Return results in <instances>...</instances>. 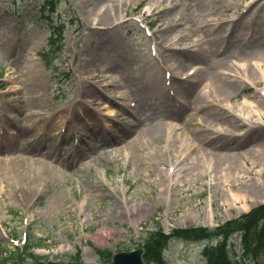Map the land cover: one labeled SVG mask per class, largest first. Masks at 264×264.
<instances>
[{"label":"rangeland","instance_id":"1","mask_svg":"<svg viewBox=\"0 0 264 264\" xmlns=\"http://www.w3.org/2000/svg\"><path fill=\"white\" fill-rule=\"evenodd\" d=\"M249 1L68 0L62 1L57 15L49 19V13L41 10L45 0H0V145L10 148H2L0 157L6 160L9 152V158L28 156L24 166L32 160L50 165L39 180L38 191L25 193L0 163V245L9 250L22 243L14 237L23 239L26 235L34 242L35 253L48 260L67 261L80 248L83 260L96 263V249L134 250L143 242L145 229L153 228L156 222L167 232L189 225L214 228L264 202V46L218 56L238 72L250 65L258 68L254 72L262 76L259 84L246 82L230 100L206 98L211 109L225 111L229 107L237 114L245 100L253 103L260 113L249 117L255 124H244L236 115L234 121L244 124L235 131L242 137L239 149L242 153L257 150L255 153L242 160H226L218 170L215 160L204 156L206 145L196 137L212 131L209 127H217L205 120L200 107L205 103L197 109L189 107L192 92L188 96L184 90L198 81L196 75L189 74L191 69L206 66L190 58L187 48H198L191 46L197 38H210L209 29L216 27L226 36V28L237 23L247 26L246 39L264 40V5L255 15L253 8L248 10ZM104 11L116 20L98 23ZM61 18L68 22L64 50L47 64L41 53L49 49L50 23ZM162 28L171 40L159 45L165 33ZM179 38L181 41L175 43ZM225 48L226 43L219 42L213 51ZM169 57L172 64L166 63ZM218 58L214 59L219 62ZM166 69L171 76L182 77L186 72L189 82L182 78L174 82L167 78ZM111 73L120 85L106 88L102 77ZM207 85L196 83L192 91ZM96 87L115 103L103 99L94 104L88 96ZM16 88L29 95L16 100ZM79 99L84 104L75 103ZM72 105V110L68 109ZM182 105H187L189 112L184 119L174 121L171 116ZM34 111L39 117H33ZM52 116L56 117L53 124L60 125L54 130L58 133L55 137L46 128L42 130ZM170 118L178 128L171 136L188 132L195 144L172 192L165 190L166 181H159L170 168L160 151L164 139L158 146L144 147L146 139L138 135L140 129L163 126ZM67 123L72 125L70 129H66ZM128 131L131 133L123 141L112 142ZM32 140L37 145L28 144ZM38 143L45 144L42 151L34 150ZM50 150L57 153L48 156ZM122 201L129 203L130 211H125ZM233 245L236 259L238 236ZM202 249L199 242L174 240L165 251L166 261L205 264Z\"/></svg>","mask_w":264,"mask_h":264},{"label":"bare ground","instance_id":"2","mask_svg":"<svg viewBox=\"0 0 264 264\" xmlns=\"http://www.w3.org/2000/svg\"><path fill=\"white\" fill-rule=\"evenodd\" d=\"M248 4H249L248 10L251 11L253 8V10L257 11L255 12V15H256L259 12L260 7H263L264 0L262 1L261 0H250ZM156 8L158 10L161 9V7H156ZM161 11H164V9H161ZM108 13H109L108 11H104L102 15H99L97 19L98 23L109 24V23H113L116 20L115 17L110 18ZM168 14H169L168 17L172 21L173 15L170 14L169 11H168ZM214 25L216 26V23H214ZM246 27L247 26H244V25L240 26L239 24L235 23L232 27L226 28V30L228 29L226 36H223L219 30L217 31L218 28L216 27L211 28L208 30V33H210V38L206 39V37L203 36L200 39L199 38L196 39L194 43H192L191 46H198V48H196L195 50H192L193 51L192 52L191 50L189 51V47H188V51H189L188 56L194 59L195 62L200 61L198 63L202 62L206 65L205 67L197 68L196 71L194 72L192 77L194 78V75H196L195 77L197 78L198 81L194 83H189L186 87H184V90L188 93V96H189V92H192V97H191L192 101H191L190 107L195 108V107L200 106V104L205 103L203 106L202 105L200 106L205 111V116H206L205 120L209 122L210 125L212 124L215 126L216 125L218 126L227 125V128H228V129H223V130L219 128L218 129L210 128L212 129V133L210 134L203 133V134L196 135V137H200L201 141L206 145V147L203 149L204 156L207 157L206 154H208L210 158H213L215 160V166L217 167L218 170L222 168V165H224L226 160L227 161L242 160L246 155L255 153L257 151V150L254 151L250 149L249 151L245 153L239 152L238 150H240L239 148L241 147V139L237 138V136H235L234 134H228L230 133L228 132V130H230L229 128L232 127V129H234V127H236V124H235L236 122L234 121L235 115H238V117H240L242 121L244 120L250 121L248 120L249 119L248 117H251V113L254 115L260 116L259 111L255 110V107H253V103H250L248 100H245V102H243L244 105L240 111V114H236V113L230 114L224 111H220L217 108H214V109L208 108L211 105L206 101V98L208 97H214L215 99H219L222 97L225 100H230L232 97L237 95V91L246 82L249 81V83H252L253 82L252 80H254L256 84H259L261 82L262 76L261 78H259L258 76H255L256 72H254L256 69L258 70V68H255L250 65V67L240 70L238 67V70H240V72H238L237 69L236 70L234 69V66L232 65H230L231 67L229 66L230 62H228L226 59L218 58V56L220 57L225 56L228 51L237 52L245 48H250V47L259 48V47L264 46V40L260 39L256 41L254 40L250 41L249 39H246L249 37L248 35L246 36V32H245ZM161 30L162 32H165V33L161 36L159 45L166 44L167 41L171 40V38L166 34L167 30L165 28H162ZM212 32L215 33L213 36L211 35ZM224 37H227V38H224ZM180 41L181 39L179 38L175 41V43H179ZM219 42L226 43V48L224 50L220 49V50L213 51V47L217 45ZM175 43H172V44H175ZM167 49H172V47L168 46ZM214 58L220 59L219 62L217 61V59H214ZM170 59L171 58L169 57L166 60L167 64H172ZM186 61H189V58ZM183 63L185 62L183 61ZM176 67H179V65L175 67L170 66V69L176 68ZM223 70L225 71L223 72ZM226 70L235 71L236 73L232 74ZM217 71H221V72H218L216 74ZM176 77L177 76L175 75L174 77L172 76V78L174 79L173 81L174 82L180 81L176 79ZM102 78H103L102 81L107 82L106 88L117 87L118 85H120V80L116 78V74H113V73L104 74ZM186 81L189 82V76H187L185 82ZM262 81L264 83V80ZM199 82L208 83V85L204 88L205 90L204 89L201 90L200 88H198L196 89V91H192L194 87L196 86V83H199ZM94 90H95L94 94H91L88 96V97H91L92 100H94L93 102L94 104H99V101L103 99H106L109 102L115 103V101H113V99L109 95H107L105 91H103L102 89H99L96 87ZM13 91L15 94L18 95L16 97V100H19V101H21L23 98L29 95V93L24 94L23 90L20 88H16ZM208 93L209 94L212 93V96L208 95ZM75 101H76L75 103L84 104L83 100L79 99ZM117 105L120 107H123L121 104L120 105L117 104ZM73 107H74L73 105L68 106V109L72 110ZM186 112H189L188 107L187 105H184L182 109H180L177 113L174 114V117H173L174 120L179 122L180 120L184 119L183 115L184 114L186 115ZM106 115H109V114H106ZM76 116L80 117L78 113H76ZM28 117L31 118V116H28ZM33 117H36V118L39 117L38 112L34 111ZM55 119L56 117H53V116L48 117V119H46V122L44 123L42 127V130L46 128V132L48 131L52 137H55L58 134L57 132L55 133L54 130L55 129L58 130L60 127V125L53 124V122L55 123ZM252 119H251V122L253 123ZM71 126H72L71 124L67 123L66 129H70ZM251 126H255V125H251ZM176 129L178 128L173 127V125H166V126L163 125V126L148 127L146 129H140L138 131V135L146 139V141L143 142L144 147L158 146L157 142L160 141L161 139H164L165 143H163L160 146V151L162 153V156H164V158H167L168 156H170L169 162H171V165H172L171 167L173 168H172L171 173H167L166 175L162 174L159 178V181L160 183L161 182L164 183L166 181L167 185L169 186L167 187L166 185L165 190L168 189L170 191L171 189L176 187L178 176L180 174V169L185 167V161L187 158L189 159V153L192 147L195 145L194 141L189 136L188 132H183L182 134H178L177 136L173 138V136H171V132H174ZM235 130L236 129L230 130V131L231 133H233ZM128 132L123 133L122 135L114 138L112 142L117 143V142L123 141L131 133V132L129 133ZM251 132H253V130ZM43 135H45V133ZM260 135L262 134H259L258 136ZM243 138H247V134L243 136ZM25 143L27 144L28 142H25ZM28 144H32L34 146L37 145L35 143V140L29 141ZM38 144H39V147L38 148L35 147L34 150L42 151L45 144L44 143H38ZM51 146L52 145H50L49 148H51ZM2 148H8V147H6L5 145H0V154L3 152ZM56 153L57 151L50 150L47 152V155L48 156L51 155V157H53ZM158 153L159 152L155 153L156 157H159ZM9 156H10V153L8 152L5 155L6 160L1 159L0 157V163H4V165L7 167V170L5 173L10 175V177L14 179V181L20 186L19 191L25 192V193H28L31 191L37 192L38 191L37 186L39 184V180L44 174L47 173V171L50 168V165L48 163L41 162L40 160H36V161L32 160V162H30L28 166H24V164L29 162L30 160L28 156L20 155L17 158H12V156L11 158H9ZM67 163L69 165L72 164L70 160H68ZM237 170L238 168L236 167L234 172L235 171L237 172ZM179 181H181V179H179ZM166 197L171 198V195L169 196L168 194L166 195ZM122 204H124L125 211H130L131 207L129 206V203L122 201ZM82 206L83 204H81L79 208H82ZM135 208L136 206L133 205V209Z\"/></svg>","mask_w":264,"mask_h":264},{"label":"trees","instance_id":"3","mask_svg":"<svg viewBox=\"0 0 264 264\" xmlns=\"http://www.w3.org/2000/svg\"><path fill=\"white\" fill-rule=\"evenodd\" d=\"M235 233L241 234V246L244 255L253 260L254 264H264L259 261L264 257V205L254 209L249 214H245L235 221L227 222L211 231L205 227L177 228L170 235L165 234L159 228L152 232L146 233V253L147 261L158 264H165L162 250L168 241L172 238H182L196 241L205 239L218 240L217 245L209 246L204 249L203 255L207 264H235L232 260L227 241ZM101 257H109L110 253L99 250ZM20 254L18 249L13 251V260L17 259ZM32 264H52L43 263L37 255L30 254ZM73 261L68 264H82L79 254L72 256ZM18 264V263H14Z\"/></svg>","mask_w":264,"mask_h":264},{"label":"water","instance_id":"4","mask_svg":"<svg viewBox=\"0 0 264 264\" xmlns=\"http://www.w3.org/2000/svg\"><path fill=\"white\" fill-rule=\"evenodd\" d=\"M141 254V249L133 253H119L115 256L112 264H143Z\"/></svg>","mask_w":264,"mask_h":264}]
</instances>
